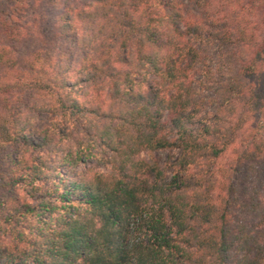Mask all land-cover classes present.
I'll use <instances>...</instances> for the list:
<instances>
[{
	"label": "trees",
	"instance_id": "1",
	"mask_svg": "<svg viewBox=\"0 0 264 264\" xmlns=\"http://www.w3.org/2000/svg\"><path fill=\"white\" fill-rule=\"evenodd\" d=\"M0 264H264V0H0Z\"/></svg>",
	"mask_w": 264,
	"mask_h": 264
},
{
	"label": "rangeland",
	"instance_id": "2",
	"mask_svg": "<svg viewBox=\"0 0 264 264\" xmlns=\"http://www.w3.org/2000/svg\"><path fill=\"white\" fill-rule=\"evenodd\" d=\"M171 155L172 154L171 153H168V152H160V153H157V156L161 159L162 163L167 162Z\"/></svg>",
	"mask_w": 264,
	"mask_h": 264
}]
</instances>
